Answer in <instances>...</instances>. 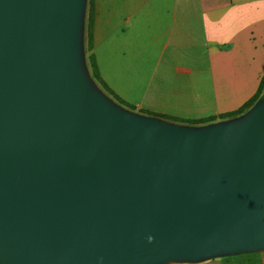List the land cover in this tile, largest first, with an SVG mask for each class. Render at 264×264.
<instances>
[{"label": "water", "instance_id": "1", "mask_svg": "<svg viewBox=\"0 0 264 264\" xmlns=\"http://www.w3.org/2000/svg\"><path fill=\"white\" fill-rule=\"evenodd\" d=\"M82 0H0V264H169L264 250V102L186 130L82 77Z\"/></svg>", "mask_w": 264, "mask_h": 264}, {"label": "crops", "instance_id": "2", "mask_svg": "<svg viewBox=\"0 0 264 264\" xmlns=\"http://www.w3.org/2000/svg\"><path fill=\"white\" fill-rule=\"evenodd\" d=\"M95 9L92 52L100 76L137 112L218 118L258 92L264 0H95ZM177 264L264 261L223 256Z\"/></svg>", "mask_w": 264, "mask_h": 264}, {"label": "rangeland", "instance_id": "3", "mask_svg": "<svg viewBox=\"0 0 264 264\" xmlns=\"http://www.w3.org/2000/svg\"><path fill=\"white\" fill-rule=\"evenodd\" d=\"M89 0H82L83 6L81 11V17L79 22V36H78V48H77V56H78V63H79V69L82 77L86 81V83L89 85V87L96 92L98 95H100L102 98H104L107 102H109L112 106L117 108L119 111L124 112L125 114H129L131 116H135L137 118L142 119H149L152 121L160 122L172 127L186 129V130H203L208 129L214 126L218 125H227L232 124L235 122H238L241 120L246 114H243L238 117H234L227 120H221L219 122L210 123V124H203V125H190V124H182V123H176L168 120L161 119L159 117L149 116L143 113H139L136 110H132L129 108H126L119 104L117 101H115L102 87L99 83H97L91 74V68L89 63V52H88V46H87V23H88V11H89ZM264 102V99L260 100L258 103ZM223 257V256H221ZM227 258H233L238 257L243 259V261H264V250L259 251H252V252H245V253H239V254H231L226 255ZM177 263H183V262H173L169 264H177Z\"/></svg>", "mask_w": 264, "mask_h": 264}, {"label": "trees", "instance_id": "4", "mask_svg": "<svg viewBox=\"0 0 264 264\" xmlns=\"http://www.w3.org/2000/svg\"><path fill=\"white\" fill-rule=\"evenodd\" d=\"M88 5H89V11H88V23H87V46H88V52L89 54V63H90V68H91V74L93 79L99 83L101 85V87L115 100L117 101L119 104H121L122 106L135 110L134 107L127 105L122 99H120L117 95H115L113 92H111L108 87L105 85V83L103 82L101 76H100V72H99V68L96 62V58L93 54V48H94V22H95V16H96V9H95V0H89L88 1ZM264 96V78L261 82V85L258 89V92L256 93V95L249 100L241 109H239L238 111L234 112V113H229L226 115H221L220 117H209V118H205V119H200V120H180V119H176V118H172V117H166V116H161V115H155V114H147V113H143L149 116H154V117H159L161 119L164 120H168V121H172V122H176V123H182V124H190V125H203V124H210V123H215L218 122L219 120H227V119H231L234 117H238L243 115L244 113H246L248 110H250L251 108H253ZM142 113V112H140Z\"/></svg>", "mask_w": 264, "mask_h": 264}]
</instances>
